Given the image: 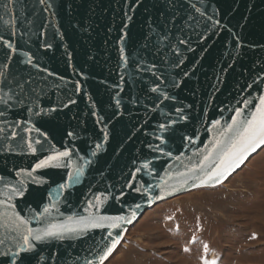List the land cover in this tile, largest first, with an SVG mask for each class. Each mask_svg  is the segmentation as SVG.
Instances as JSON below:
<instances>
[{
	"label": "water",
	"instance_id": "water-1",
	"mask_svg": "<svg viewBox=\"0 0 264 264\" xmlns=\"http://www.w3.org/2000/svg\"><path fill=\"white\" fill-rule=\"evenodd\" d=\"M261 98L264 0H0V264H99L119 234L105 264L146 212L264 149L201 182ZM92 216L130 223L13 255Z\"/></svg>",
	"mask_w": 264,
	"mask_h": 264
},
{
	"label": "rangeland",
	"instance_id": "rangeland-1",
	"mask_svg": "<svg viewBox=\"0 0 264 264\" xmlns=\"http://www.w3.org/2000/svg\"><path fill=\"white\" fill-rule=\"evenodd\" d=\"M262 206L264 149L223 185L146 212L105 264H264Z\"/></svg>",
	"mask_w": 264,
	"mask_h": 264
},
{
	"label": "snow or ice",
	"instance_id": "snow-or-ice-1",
	"mask_svg": "<svg viewBox=\"0 0 264 264\" xmlns=\"http://www.w3.org/2000/svg\"><path fill=\"white\" fill-rule=\"evenodd\" d=\"M7 43V42H5ZM11 47L10 44H8ZM15 51V49H13ZM155 91V89H153ZM177 111H180L177 109ZM0 115H3L0 112ZM240 113L237 112V116ZM237 124V121H233V125ZM163 128L164 125H161ZM229 132L233 131V128L230 126L228 129ZM39 143V141H36ZM264 146V98L260 100V107L257 109L256 113L253 114L252 118L247 121L246 125L238 130H236L234 138H232L224 150L222 151L218 162H215V166L211 168L210 171H207L204 177L201 178L202 183H207L209 181L213 183H222L228 175H230L235 169L239 168L244 162L248 159L249 155L256 152L258 148ZM29 147H32L29 144ZM219 147V145H218ZM159 150V146H157ZM35 151V149H33ZM70 152H59L56 155L49 156L46 160H42L40 163L36 164V168H45L48 166L61 167L59 163L63 158L69 157ZM206 160L211 159L210 157H205ZM145 168L148 167L147 164L144 165ZM77 177L80 174V169H77ZM30 176L31 173H28ZM72 175L68 176V179L71 181L75 179ZM61 187H66L62 185ZM139 207V205H137ZM47 212L48 209H45ZM135 215V213H133ZM112 220V221H125L124 217H89L87 220L83 218L79 221H76L74 224H62V225H51L47 229H37L34 230L29 228L27 234L23 236V244L19 246V252L13 253L14 256H19L20 253H26L32 250L34 245L31 241L42 242L46 238H58L63 240L67 233H74L78 231H83L89 227L92 228H101L104 227L103 221ZM23 223V221H22ZM125 223H130V221H125ZM108 227H119L118 223H112L107 225ZM108 236H112V233L109 232ZM255 238V237H253ZM120 237L117 234L113 238V242L110 247H107L106 250L99 255V264H104V261L111 255L114 249L119 243ZM204 251L207 253L208 246H204ZM205 264H215V262L205 261Z\"/></svg>",
	"mask_w": 264,
	"mask_h": 264
},
{
	"label": "bare ground",
	"instance_id": "bare-ground-1",
	"mask_svg": "<svg viewBox=\"0 0 264 264\" xmlns=\"http://www.w3.org/2000/svg\"><path fill=\"white\" fill-rule=\"evenodd\" d=\"M263 208V206H262ZM261 213L259 216L256 217V221L257 222H261V223H264V208L263 209H260ZM109 260V259H108Z\"/></svg>",
	"mask_w": 264,
	"mask_h": 264
}]
</instances>
